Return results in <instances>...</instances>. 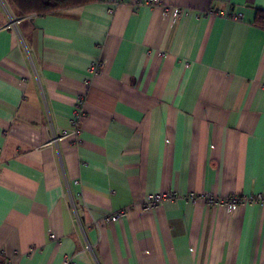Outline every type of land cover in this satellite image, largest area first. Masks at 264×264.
<instances>
[{
  "label": "crops",
  "instance_id": "crops-1",
  "mask_svg": "<svg viewBox=\"0 0 264 264\" xmlns=\"http://www.w3.org/2000/svg\"><path fill=\"white\" fill-rule=\"evenodd\" d=\"M146 1L0 0V264H264V0Z\"/></svg>",
  "mask_w": 264,
  "mask_h": 264
},
{
  "label": "built area",
  "instance_id": "built-area-1",
  "mask_svg": "<svg viewBox=\"0 0 264 264\" xmlns=\"http://www.w3.org/2000/svg\"><path fill=\"white\" fill-rule=\"evenodd\" d=\"M159 2V0H147L146 3L149 4H157ZM165 12H169L172 18V21L175 22L177 21L180 16L183 14V10L182 7H178L175 6L173 9H167L164 8ZM218 15L222 16V17H228L231 18L233 20H241L242 19V14H237V15H233L230 13H226V12H217ZM37 15L36 14H27V15H12L11 17L8 18V20L3 24V28H7V29H11V30H15L17 24L23 20V19H31V18H35ZM264 28V27H263ZM82 115V111H81V107L79 106V109L77 110V112L75 113V118H80ZM73 134H77V131H73ZM56 140L59 139L58 136L55 137ZM169 198H175V194H168V193H164V192H156V193H152V194H148L147 196H145L144 200H143V208L145 209H151L153 208L156 204L164 201L165 199H169ZM205 199H207L208 202L210 203H216L219 206H223L226 207L227 210L229 211H233L237 206H241L247 203H253V202H258L260 204H264V193H257L255 195H251V196H241L238 194H233L230 196H227L226 198L223 199H218L215 196H205ZM71 203L73 204V207H77L79 206L82 209V213L84 214L86 211V205L83 202V198L80 197L77 200V203L74 204V202L71 200ZM121 215V212L118 213H114L113 215H111L110 217H106L105 221H114L117 220L119 218V216ZM87 247L89 248V246L87 245Z\"/></svg>",
  "mask_w": 264,
  "mask_h": 264
},
{
  "label": "trees",
  "instance_id": "trees-1",
  "mask_svg": "<svg viewBox=\"0 0 264 264\" xmlns=\"http://www.w3.org/2000/svg\"><path fill=\"white\" fill-rule=\"evenodd\" d=\"M17 9V15L36 14L44 16L57 10L79 7L97 0H9ZM261 27H264V12L257 18Z\"/></svg>",
  "mask_w": 264,
  "mask_h": 264
}]
</instances>
